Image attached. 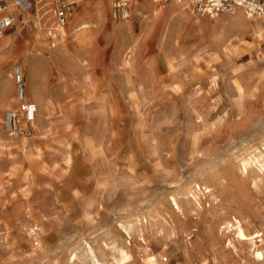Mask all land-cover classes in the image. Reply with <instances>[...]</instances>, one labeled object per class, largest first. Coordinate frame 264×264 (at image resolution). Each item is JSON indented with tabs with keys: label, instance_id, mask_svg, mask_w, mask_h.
I'll list each match as a JSON object with an SVG mask.
<instances>
[{
	"label": "rangeland",
	"instance_id": "rangeland-1",
	"mask_svg": "<svg viewBox=\"0 0 264 264\" xmlns=\"http://www.w3.org/2000/svg\"><path fill=\"white\" fill-rule=\"evenodd\" d=\"M47 1L26 14L30 26L0 32V264H150V253L161 264H258L250 243L219 224L245 219L264 247V185L239 167L264 151V40L235 11L212 15L194 0L131 1L127 14L115 0H79L64 27L90 26L63 36L45 26L57 24ZM36 16L43 29L31 30ZM221 29L232 38L218 41ZM16 67L42 103L22 133L15 117L12 135L2 89L19 95ZM189 183L202 207L175 212L172 196Z\"/></svg>",
	"mask_w": 264,
	"mask_h": 264
},
{
	"label": "bare ground",
	"instance_id": "bare-ground-1",
	"mask_svg": "<svg viewBox=\"0 0 264 264\" xmlns=\"http://www.w3.org/2000/svg\"><path fill=\"white\" fill-rule=\"evenodd\" d=\"M39 1V0H38ZM133 1V0H132ZM134 1H137V6L136 7H138L140 4H141V2L139 1V0H134ZM146 2H151V0H145ZM154 2H159L158 0H153ZM195 1V0H194ZM144 1H142V3H143ZM170 2V1H169ZM171 2L172 3H174V4H179V5H184L185 4V0H171ZM37 3V2H36ZM147 4V3H146ZM36 5V4H35ZM39 5H40V3H39ZM151 5V4H150ZM157 5V4H156ZM152 6H154L153 5V3H152V5H151V7ZM35 7V6H34ZM38 7V6H37ZM149 7V6H148ZM157 7V6H156ZM150 9V8H149ZM148 9V10H149ZM156 9V8H155ZM154 9V10H155ZM243 9L244 8H242V7H240V6H237V7H235V8H233L232 10H230V11H235V13L233 14V15H231V17H234V19H236L238 22H239V24H240V26H241V28L242 29H245V31L246 30H248V31H252L255 35H256V37H257V39L259 40V41H261V40H264V29H263V27H262V25H261V23L259 22V21H257V20H255V19H257V18H255L254 17V19H247L248 17L249 18H251V16H249L247 13H246V15H243ZM34 10H35V8H34ZM151 11H152V9H150ZM157 10H159V9H157ZM29 12V11H28ZM28 12H26V13H28ZM246 12V11H245ZM95 13H96V16L97 17H99V19H100V17H102L103 16V13H105L104 12V6H103V4H102V6L100 7V6H98V9H95ZM231 13V12H230ZM156 14H158L157 12H156ZM155 14V15H156ZM38 15V14H37ZM43 15V14H42ZM139 15V14H138ZM212 15H215V14H212ZM49 16V15H48ZM245 16H248L247 18L245 17ZM42 17V16H41ZM51 17V16H50ZM50 17H49V19H50ZM211 17V16H210ZM213 17V16H212ZM47 18V17H46ZM103 18V17H102ZM127 18H129V17H127ZM229 18V17H228ZM48 18H47V21L49 20ZM75 19V18H74ZM231 19V18H230ZM77 20H78V22H77ZM124 20H127V19H125L124 18ZM129 20V19H128ZM212 20H213V18H212ZM229 20V19H228ZM251 20H253V21H251ZM214 21V20H213ZM26 22H27V24H26V26L27 25H29L30 26V23H31V20H30V18H29V16H27L26 17ZM77 22V23H76ZM76 24L74 25V26H72V32L71 33H76L78 30H80V29H83V28H86V27H88V26H90V24L88 23V21H80L79 19H76ZM33 23H34V25L32 26L34 29H31V30H37V28L38 29H43L42 27L40 28V24H42V21H41V19L39 18V16H36V18L34 17L33 18ZM123 23V25H126V24H124V22H122ZM121 23V24H122ZM28 26V27H29ZM45 26L46 27H48V28H50V29H53L56 33H57V31L58 30H60L61 31V33L63 34V36L64 35H67L68 34V30H67V28H65V27H63V26H61V25H59V24H56V22L54 23V24H51V23H46L45 24ZM127 26V25H126ZM46 27L44 28V29H46ZM119 27H120V25H119ZM122 27V26H121ZM123 28V27H122ZM127 28H128V26H127ZM29 29V28H28ZM36 32H38V31H36ZM41 32V31H40ZM43 33V32H42ZM45 33V32H44ZM52 33V32H51ZM37 36H39V35H37ZM0 37H1V34H0ZM77 38V34H75V39ZM232 38V35H230L229 34V32H227L225 29H221L220 30V32L218 33V36H217V40L218 41H220V40H229V39H231ZM1 39V38H0ZM6 40H8V39H4V40H1V41H6ZM64 40V39H63ZM62 43H64V42H62ZM55 45H56V43H55ZM54 45V46H55ZM229 45V44H228ZM64 46H65V44H64ZM171 46V45H170ZM58 47V46H57ZM63 47V46H62ZM45 49V48H44ZM65 51V49L64 48H61V46H59V48H56V49H54V50H52V51H50L49 52V55H48V53L46 54V55H48L46 58H45V60L46 61H49V60H55V58L58 56V54H59V52L58 51ZM134 50V49H133ZM46 53V52H45ZM66 53V52H65ZM129 54V53H128ZM45 55V56H46ZM127 58H128V55H127ZM126 58V59H127ZM35 65V64H34ZM39 65V64H38ZM37 65V66H38ZM27 66H29L28 64H27ZM36 66V67H37ZM33 67V66H32ZM41 67V66H40ZM29 68V67H28ZM16 69L19 71V73H20V75H21V67H16ZM29 72V71H28ZM35 73V72H34ZM16 75V78H17V74H15ZM35 75H36V73H35ZM17 80V79H16ZM12 81V80H11ZM38 82V81H37ZM42 83V82H41ZM31 84V83H30ZM10 85H12V84H10ZM33 86V85H32ZM37 89H39V86H38V84H36V85H34L33 86V88L32 87H28V89H27V92L24 94V96H23V98H20L19 97V95H17V97H15L12 93V91H13V87H10L9 86V84H4L3 85V89H2V94H3V97L5 98V99H7L8 100V103L7 104H5V106H7V105H9L10 107H11V109L16 113V116H18L17 117V119H16V123H17V126L18 127H20V130H21V133H22V131L25 129L23 126H21L20 125V122L21 121H23L24 123H25V125H26V127L29 125V122H30V118H29V114H28V112L26 111V110H24L23 109V104H26V103H29V102H33V103H35L36 105L37 104H40L39 103V100H40V102L42 103V97L40 96V94H39V92H38V90ZM48 96V95H47ZM48 97H50V96H48ZM35 99H38V103H36L35 101H32V100H35ZM37 101V100H36ZM52 102V101H51ZM50 103V102H49ZM53 103V102H52ZM51 104V103H50ZM14 106H16V107H14ZM9 107V108H10ZM200 109V108H199ZM42 110V109H41ZM38 112V105H37V110H36V112H34L33 113V119H32V123H34L35 122V120H36V113ZM40 112V111H39ZM241 112V111H240ZM243 113V112H242ZM247 114H248V112H246ZM246 113H245V115H246ZM22 116V117H21ZM39 116V115H38ZM201 116V115H200ZM203 116V115H202ZM248 116H249V114H248ZM246 117V116H245ZM249 118V117H248ZM38 119V118H37ZM247 118H244L243 117V115H242V117H240L239 119H238V122L239 123H246V125H247ZM31 123V124H32ZM37 123V122H36ZM249 124V123H248ZM242 126H243V124H242ZM244 127V126H243ZM242 127V128H243ZM20 132V131H19ZM264 145V144H263ZM261 149V148H260ZM259 149V150H260ZM258 150V152L257 153H255L254 152V154L253 155H251V156H248V157H244V158H242L241 159V161L239 162V167L241 168V170H242V172H243V176L245 175H247L248 176V178H250V182L251 183H253V185L255 186V187H261L262 185H264V151H262V149L259 151ZM244 176V177H245ZM212 177L213 178H217L218 180L220 179V181H221V179L222 178H220V175L218 174V173H213L212 174ZM243 178V177H242ZM247 177L245 178V179H248ZM244 179V178H243ZM240 180H242V179H240ZM220 181H219V183H220ZM223 181H225V180H223ZM224 184V182H222L221 181V184ZM241 183H243V182H241ZM220 184V185H221ZM236 184H238V183H236ZM191 183H189V184H186L183 188H182V186L180 187V188H182L181 190H180V188H179V190L180 191H182V193H181V195L179 196L177 193H178V191L177 192H175L178 196H175V193H174V195L172 196V208H173V210L175 211V212H179V213H183L184 212V208L185 207H188V206H190V208H195L196 206L197 207H202V204H201V202H200V200H198V197H197V195L195 194V192H193L194 190L192 189V187H191ZM195 185L197 186V187H200L201 185H200V183L198 182V180H195ZM219 185V186H220ZM252 185V186H253ZM219 186H217V187H219ZM233 186V185H232ZM238 186V185H237ZM179 187V186H178ZM196 187V188H197ZM205 188L206 189H208V192H210V194H208V195H210V196H213V198L215 199L216 197H215V194H214V192L212 191V188H210V187H208V186H205ZM242 188V187H241ZM205 189V190H206ZM224 190V189H223ZM222 190V191H223ZM242 190V189H241ZM253 190V189H252ZM237 191H238V189H237ZM189 192H192L193 193V196L195 197V199H196V202L193 200V199H191L190 197H189ZM197 192H199V190L197 191ZM236 192V191H235ZM256 192H257V190H256ZM172 193V194H173ZM216 193V192H215ZM238 193V192H237ZM179 194H180V192H179ZM191 194V193H190ZM230 194V193H229ZM231 195V194H230ZM217 196V195H216ZM245 196V195H244ZM228 197V196H227ZM229 198V197H228ZM246 198V197H245ZM209 199V198H208ZM230 199V198H229ZM217 200V199H216ZM224 200V199H223ZM211 201H213V200H211ZM219 201H221V200H219ZM215 203V202H214ZM198 204V205H197ZM250 205V204H249ZM252 205V204H251ZM247 208V207H246ZM248 208H250V206H248ZM171 209V208H170ZM251 209V208H250ZM254 209V208H253ZM255 210V209H254ZM257 210H259V208L257 209ZM156 210H154V212H155ZM173 211V212H174ZM189 211V210H188ZM187 211V212H188ZM192 210H190V212H191ZM249 211H253V210H249ZM153 212V213H154ZM181 213V214H182ZM259 213H260V211H259ZM177 214V213H176ZM184 214V213H183ZM235 214H238V213H235ZM240 214V213H239ZM146 216V221H147V223H148V218H150L149 219V221H151L152 222V218H151V214H146L145 215ZM179 216V215H178ZM220 217V216H219ZM155 218H156V216H155ZM213 218V217H212ZM211 218V219H212ZM218 218V217H217ZM221 218V217H220ZM139 220V219H138ZM206 220H208L207 218H206ZM247 220V219H246ZM209 221V220H208ZM219 221V220H218ZM246 222L245 221V219L244 220H242L239 216H237V215H233L231 218H229V219H225V221L223 222V224L224 225H222V224H219V227H221V228H228V230H231L232 231V233H233V235H234V237L235 238H237L240 242H244V243H247L248 244V242L250 243V245H251V247H252V251H251V253H252V259L255 261V262H257L258 264H264V247L262 248V246H261V244H259L258 243V241L259 242H261V241H263V238H261L260 236V239H256V238H258V237H253V236H251L250 234H249V232L247 231V227H246V225H245V223L244 222ZM167 222V221H166ZM209 223H211V221L209 222ZM214 223V222H213ZM221 223V222H220ZM123 225V224H122ZM171 226V225H170ZM212 226V225H211ZM215 226H216V224H215ZM143 227V226H142ZM139 228L138 227V230H139V232L140 231H142L143 230V228ZM172 228V227H171ZM178 228V227H177ZM214 228V227H213ZM125 229H126V232L128 233V234H130V236H131V230H134L135 228L133 227V225H129V227H126L125 226ZM145 229V228H144ZM181 229H182V227H181ZM180 230V229H179ZM224 230V229H223ZM219 231V230H218ZM185 232H187V231H185ZM173 233V232H172ZM177 233V232H176ZM183 235V234H182ZM227 238V237H226ZM188 239V238H187ZM227 240V239H226ZM232 243V242H231ZM263 243V242H262ZM229 245V244H228ZM231 245V244H230ZM249 245V246H250ZM264 245V244H263ZM227 246V245H226ZM225 246V247H226ZM117 248V247H116ZM115 248V249H116ZM232 248V247H231ZM112 250V249H111ZM117 250V253H118V255H119V261H124V262H126V261H129V258H130V254H129V250L127 251L125 248H117L116 249ZM115 250V251H116ZM250 250V249H249ZM114 251V250H113ZM250 252V251H249ZM95 253V252H94ZM131 253V252H130ZM94 257H95V255H94ZM118 258V257H117ZM250 258V257H249ZM116 259V258H115ZM251 259V258H250ZM249 259V260H250ZM93 260H94V258H93ZM92 260V261H93ZM102 260V259H101ZM131 260H132V258H131ZM149 261H150V264H159L160 263V261L158 262V260H157V256L155 255V253H150L149 254ZM251 261V260H250ZM96 262H97V264H104L103 262H101L100 261V259L99 258H96ZM95 262V263H96ZM105 263H107L108 264V262H106L105 261ZM110 264H111V262H110ZM121 264V263H120ZM128 264V263H127ZM161 264V263H160ZM209 264V263H208ZM220 264V263H219Z\"/></svg>",
	"mask_w": 264,
	"mask_h": 264
},
{
	"label": "built area",
	"instance_id": "built-area-1",
	"mask_svg": "<svg viewBox=\"0 0 264 264\" xmlns=\"http://www.w3.org/2000/svg\"><path fill=\"white\" fill-rule=\"evenodd\" d=\"M132 0H115L114 9L118 13L127 14L129 5ZM162 1V0H158ZM79 0H56L54 14L57 24L65 26L73 15L75 7ZM199 10L209 14L230 11L233 8L240 6L244 8L246 13L255 18H262L264 21V0H195ZM34 0H0V32L6 31L17 24V16L15 10L21 13L28 12L33 9ZM17 82L20 84L19 95L23 98L25 92L23 87V79L19 71H16ZM23 109L29 114L30 120L33 119V113L37 110V105L33 102L23 104ZM5 124L7 130L12 135H17L19 132L15 126L16 113L12 110L6 111Z\"/></svg>",
	"mask_w": 264,
	"mask_h": 264
},
{
	"label": "crops",
	"instance_id": "crops-1",
	"mask_svg": "<svg viewBox=\"0 0 264 264\" xmlns=\"http://www.w3.org/2000/svg\"><path fill=\"white\" fill-rule=\"evenodd\" d=\"M34 1H36V0H34ZM42 1H45V0H39L38 3H41ZM133 1H134V0H133ZM46 4H49V5L53 6L52 9H55V6H56V0H54V1H47V2H45V5H46ZM98 6L101 7L102 4H98L96 9H98ZM52 9H50L48 12H51ZM48 12H47V13H48ZM53 12H54V10H53ZM15 13H16V16H17V23L20 22V23L27 24V22L24 21V20H25V16H26V14H27L26 12H25V13H21V12H18V11L15 10ZM129 15H130V14H129ZM54 17H55V14H54ZM55 18H56V17H55ZM59 32H61V31L58 30L57 33H59Z\"/></svg>",
	"mask_w": 264,
	"mask_h": 264
}]
</instances>
